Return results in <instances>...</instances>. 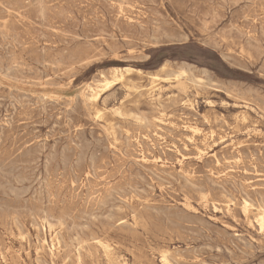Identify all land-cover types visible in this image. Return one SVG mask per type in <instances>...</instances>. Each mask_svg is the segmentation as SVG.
Here are the masks:
<instances>
[{
	"label": "rangeland",
	"instance_id": "obj_1",
	"mask_svg": "<svg viewBox=\"0 0 264 264\" xmlns=\"http://www.w3.org/2000/svg\"><path fill=\"white\" fill-rule=\"evenodd\" d=\"M263 210L264 0H0V264H264Z\"/></svg>",
	"mask_w": 264,
	"mask_h": 264
},
{
	"label": "bare ground",
	"instance_id": "obj_2",
	"mask_svg": "<svg viewBox=\"0 0 264 264\" xmlns=\"http://www.w3.org/2000/svg\"><path fill=\"white\" fill-rule=\"evenodd\" d=\"M28 20V19H27ZM151 27V26H150ZM43 28V27H42ZM206 30V29H205ZM252 37V36H251ZM120 71L116 70L115 75H114V80H108L104 79V81H101L99 85L96 88L90 87L89 92L91 94V101H97L101 95V92L103 89H108L110 88L113 83L119 79L121 75H119ZM175 74V73H174ZM122 78V77H121ZM123 79V78H122ZM209 83V82H208ZM195 85V84H194ZM196 86V85H195ZM198 86V85H197ZM102 88V89H99ZM107 92V91H106ZM99 101V100H98ZM207 141V140H206ZM189 179V178H188ZM45 186V185H44ZM260 226L263 227L264 223V210L260 212V220H259Z\"/></svg>",
	"mask_w": 264,
	"mask_h": 264
}]
</instances>
